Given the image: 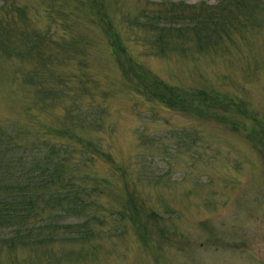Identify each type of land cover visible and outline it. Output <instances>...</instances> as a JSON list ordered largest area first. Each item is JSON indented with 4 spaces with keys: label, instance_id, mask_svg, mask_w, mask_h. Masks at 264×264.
<instances>
[{
    "label": "rangeland",
    "instance_id": "obj_1",
    "mask_svg": "<svg viewBox=\"0 0 264 264\" xmlns=\"http://www.w3.org/2000/svg\"><path fill=\"white\" fill-rule=\"evenodd\" d=\"M2 1L0 47L10 55L0 51V126L14 128L9 139L23 144L14 150L25 149L30 134H41V122L54 125L65 119L67 125H74L70 123L74 119L75 131L101 139L126 167L125 177L134 193L126 200L139 212L137 218L119 212L125 198L105 194L108 188L89 203V212L62 218V223L74 225L70 230L51 227L58 222L49 218L53 222L48 224L45 210L40 218L32 216L22 223L23 232L17 233L13 225L0 228V264H264V0H100L131 54L180 87L183 97L192 89H213L238 102V107L245 106L248 114L229 115L227 110L228 119L186 114L126 88L96 17L84 6L74 9L76 0L66 7L58 4L64 16L50 33L53 41L38 47L45 58L35 66L40 76H34L40 53L32 42L35 33L49 32L53 26L47 14L51 0ZM83 1L86 5L89 0ZM170 2L194 8L177 14L176 21L163 14ZM223 2L234 16L215 45L205 50L190 45L200 32L191 25L195 8L213 4L219 8ZM10 3L21 10L15 7L9 13ZM150 19L160 25L165 19L179 22L175 26L187 22L182 29L187 32L175 31L172 39L186 38L183 50L165 47L157 55L148 53L135 37L151 32ZM75 34L90 42L85 53L89 72L108 89L106 96L91 85L93 95L80 92L79 82L58 83L40 70L44 63L57 74L74 71L72 62L61 61L56 50L62 48L55 41ZM43 76L47 80L40 83ZM42 84L45 95L37 92ZM42 97L46 104L54 101L45 112L37 109ZM97 118L103 119L98 129L92 125L85 130L76 122ZM28 119L37 122L27 124ZM34 143L36 147L39 138ZM92 167L99 175L111 169L103 161ZM119 184L114 181L110 191L113 187L116 192ZM150 211L155 213L152 220L146 216ZM145 219L151 230L141 235Z\"/></svg>",
    "mask_w": 264,
    "mask_h": 264
},
{
    "label": "trees",
    "instance_id": "obj_2",
    "mask_svg": "<svg viewBox=\"0 0 264 264\" xmlns=\"http://www.w3.org/2000/svg\"><path fill=\"white\" fill-rule=\"evenodd\" d=\"M68 1L72 2L73 0L49 1L47 14L50 16L49 23H52L53 26L49 32L38 31L35 33L34 36L37 41L35 40L32 44L36 48L40 45L43 46L47 41L48 43L50 42V33L55 31L57 20L64 16L60 12L61 10L64 12L65 10L58 6V4L63 2V6L66 7ZM76 1L74 9H81L84 6L86 11L91 12L96 17V25L104 35L103 40L105 38V45L111 51L112 58L126 88H130L134 92L148 96L149 99L157 100L169 108L185 112L186 114L206 115L212 119H228L226 118L227 110L229 115L233 112L248 114L244 105L243 107L241 105L238 107V102L235 104L230 98L219 96L218 92L213 89H199L196 91L192 89L189 96L183 97L179 91L181 90L179 89L180 87L160 78L148 67L143 66L138 58L131 54L120 30L112 24L100 0H89L86 2V5L83 0ZM3 3L4 0L1 4ZM169 4V6L163 9V14L171 17L172 20H176L175 16L186 8H194L192 5L182 2H170ZM225 4L223 2L219 8L215 7L216 5L214 6V4L206 5L205 8H195L190 15L194 20L191 25H194L200 32L193 38L192 43H189L190 45L201 50L215 45L220 31H225L227 21L234 16V12L227 8V6L225 7ZM15 7L16 10H21V8H18L13 3L7 4L9 13ZM77 11L79 12V10ZM156 16L158 17L159 14ZM151 20V23L148 25L151 32L149 31V34L137 35L135 37L136 41H140V45L142 44L146 47L148 53L157 55L165 47L178 50L184 48L183 43L186 38L180 41H175L179 39H175L174 41L172 39L177 36H173L175 31L180 35H184L187 32L182 31V29L188 27L187 22L175 26L174 23H179L176 22L178 20L171 22L165 19V21H162V25H160L161 23L155 24ZM67 36L65 40L62 39V42L55 41L58 45L56 47L62 48L57 49L56 53L61 56V61L72 62L75 66L74 71L66 69L67 71L57 74L52 72L50 68L48 69L44 63H42L40 70H43L47 77L54 76V80L58 83L69 84L72 80L76 83L79 82L80 92L93 95V91L90 92L88 88L91 85L96 92L106 96L108 89L106 87L103 88L92 78L89 72L91 65L85 56L90 43L87 37L82 34ZM113 46H116V49H113ZM1 49L0 51L4 55H10L6 48ZM36 51L44 53L42 47ZM50 52L47 54H53ZM55 57L56 59L59 58L58 55H55ZM42 58L45 57L41 53L35 57V69L32 73L34 76L35 73L37 77L40 76L37 70L39 68L35 66L40 64L38 62H42ZM46 80L43 76L40 78V83H45ZM39 86H42L41 88L43 89L39 88L37 92L45 95L46 93L43 92L45 91L44 84L37 85V87ZM53 98L55 99L56 97ZM42 100L43 103L37 108L39 112L47 111L54 102L51 99L46 104L45 97H42ZM96 106L99 113L103 111L102 104ZM67 110L65 109L64 113H67ZM35 120L37 119H28L27 124ZM73 120L71 119L70 123H74V125H67L65 119L59 120L54 125L45 121L41 122V134L39 136L30 134L25 141L28 142L27 146H25L26 148L20 151L14 150V147L23 144L9 139L12 137L11 131L14 128L8 129L6 126H0V228L13 225V227H17V233L23 232L21 229L22 223L27 222L28 218L32 216L38 219L43 211L48 210L49 216L51 215L50 217L48 216V219L52 218L58 222L51 224V227L62 226L70 230L74 225L62 223V218L81 216L89 212L87 209L89 203L95 202L96 198L106 188L109 191L105 194L124 196L125 202L119 212H128V217L134 216L137 218L136 212L139 211L133 208V206L130 208L129 203L131 202L126 200V197L131 199L134 195L132 193L133 188L129 187L131 186L129 185L130 181L125 177L126 167L124 165L121 166L117 162L111 152L103 146L101 139L75 131L74 127L76 123ZM76 122L77 125L82 124L85 130L87 128L90 130L92 125H95L94 128L98 129L103 123V119H77ZM49 136L52 138L48 139ZM33 138L34 140L37 139V141L39 138V143L36 144V147ZM99 161H103L110 166L109 173L103 175L96 173L92 166ZM83 166H90V169L85 168L86 170H82ZM113 173L116 176H113ZM114 181L118 182V184L120 182V184L117 185L116 192L113 187L111 188L113 192H111L110 186ZM127 207L130 210L127 211ZM90 212L92 215L95 214L93 208ZM154 214L153 211H150L146 216L151 219V217H154ZM47 222L50 224L53 221L49 219ZM150 230L151 228L147 225L145 219L141 226V235H148V231ZM6 241L3 239V242Z\"/></svg>",
    "mask_w": 264,
    "mask_h": 264
}]
</instances>
